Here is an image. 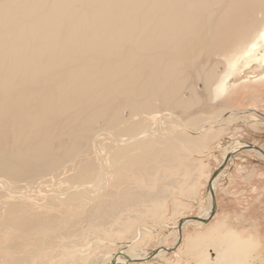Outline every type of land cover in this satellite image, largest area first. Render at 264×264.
<instances>
[{"label": "rangeland", "instance_id": "374dc122", "mask_svg": "<svg viewBox=\"0 0 264 264\" xmlns=\"http://www.w3.org/2000/svg\"><path fill=\"white\" fill-rule=\"evenodd\" d=\"M227 1L218 0L220 4L211 6L212 13L204 16L200 11L189 26L181 28L179 33L172 36L166 30L170 24L172 12L169 4L172 0H165L166 5L152 15L156 24L151 28V35L147 40L154 41L163 60L156 65L148 60L138 63L137 71L128 79L137 85V90L130 98L131 107H126L127 113H140L147 109L171 110L184 121L195 114L202 115L200 127L214 125L217 121L216 125L200 132L198 139L177 141L173 146L164 147L161 142H149L157 137L155 134L146 137L142 141L145 144L137 150L140 160H144L127 170H118L116 175L108 176L109 182L101 188L103 193L98 200L104 205L96 213L93 205L98 201H95L96 197L92 196V192H78L79 184L75 181L82 180L78 172L85 170L81 168V164H75L77 160L73 157L54 167L40 168L38 170L42 174L21 180L8 178L0 173V178H7L20 187L18 189H29L28 193L33 197L46 198L60 191L80 198L90 196L93 201L71 205L73 200L68 198H51L44 200L40 207L28 206L20 201L7 207L0 203V264H22L16 259L26 257L28 252L24 264H67L69 260L70 264H90L91 257L102 252H118L123 245L129 243H132L129 252L136 253L140 250H153L159 246L170 247L177 240L174 239V230L178 221L199 216L207 208L208 182L222 163L232 141L240 140L264 149V119L248 112L251 108L255 109V106H252L253 101L255 97H259L256 100L257 110L254 111L258 115L264 114V65L247 67L248 69L240 72L237 68L233 69L234 71H230L231 77L226 81L224 93L218 98L210 97L216 87L219 71L224 73L230 70L226 64L219 65V71L217 70V63L221 58L213 52L210 43L215 37L214 26L219 11ZM159 2L160 0H16L12 3L11 0H0V19L12 25L26 22L28 28L23 33L25 39L35 38L38 29L43 25L45 37L64 40L61 46L46 49L36 55L34 62L28 56L27 68L34 65L39 68L35 77L25 83L14 77L5 103L2 105L0 101V160L10 158L11 130L17 124L14 99L21 94L22 87L41 89L46 88L47 82H50L54 86L48 89L52 96L60 84L71 80L66 74L76 80L73 83L75 90L92 96L97 107L105 106L102 102L104 96L111 95L115 99L116 106L103 112L94 127L95 133L112 131L110 119H114L115 115L124 110L116 89V83L121 76L109 78L102 72L94 73L92 70L84 73L81 66L89 58L98 62L114 60L122 63L127 50L138 53L139 51L134 50L128 42L119 55L113 57L98 52L76 50L74 43L90 34L88 24L95 17L98 22L115 21L125 18L129 13L128 18L143 24ZM159 12L163 14L160 15ZM143 45L139 44L138 48L141 49ZM197 57H200L206 66L205 75H201L200 80L196 74L198 69L181 63L196 61ZM176 59L179 60L178 64L171 65L170 61ZM96 61L93 62L98 64ZM146 70L156 76L153 78L147 75ZM175 77H187L188 82L173 87L170 81ZM155 78L159 80V84L152 87L145 85ZM218 91L219 89L216 95ZM165 96H170L171 99L166 102ZM149 98H154V103L149 104ZM186 99L191 107L189 112L183 111L182 103ZM195 99L197 101H192ZM82 105L92 108L88 101H84ZM231 110L247 113L238 116V113L230 112ZM215 117L216 120H213ZM226 117L227 120L233 121H224ZM22 122L23 135L26 137L32 134L44 136L31 131L28 122ZM252 124L255 126H251ZM155 126L152 124L147 132ZM176 126L177 131L182 132L178 123ZM153 144L158 146V149L153 147ZM62 145L61 141L56 140L51 151H56ZM82 160L91 161L87 157ZM106 165L107 169H111L108 163ZM95 166L93 170L91 165L88 166L87 173L91 176V181L88 180L87 183L101 187L102 171ZM29 169L34 171L31 167ZM216 176V210L207 222L188 223L184 226L180 242L168 250L165 256L155 255L144 260L131 259L125 263L203 264L205 259L214 261L216 247L219 251H224L231 245L233 254L238 253L242 257L240 262H237L238 256H232L233 259L237 258L235 264H264V158L252 149H240L234 152L233 157ZM8 180L6 181L9 182ZM39 180L43 183H36ZM52 180L59 181L57 185H60L57 188L47 185ZM36 218L46 221L47 224L53 221L50 220L52 218L55 225L40 230V239L36 237L28 240L27 237H20L19 242L23 247L22 251L17 252L15 248L19 243L11 244V237L16 235L18 230L30 229L29 227L36 223L33 220ZM16 226L18 230H13ZM4 229L12 231L4 232ZM139 229L141 233L137 238L135 235ZM91 239L99 243L90 247L88 252H82L84 245L88 247ZM199 242V248L195 249L199 256L198 259L195 256V262L192 256L186 253L187 244L194 243L197 247ZM226 244L230 245L227 247Z\"/></svg>", "mask_w": 264, "mask_h": 264}, {"label": "bare ground", "instance_id": "6f19581e", "mask_svg": "<svg viewBox=\"0 0 264 264\" xmlns=\"http://www.w3.org/2000/svg\"><path fill=\"white\" fill-rule=\"evenodd\" d=\"M15 1L16 0H11L12 3ZM219 4L220 2H218V0H172L169 4L172 14L170 24L166 28L167 32L175 36L180 32L181 28L190 25L197 13L202 11L203 16L212 13L211 6H218ZM165 5V0H160L159 4L146 17V21L143 24H140L136 19L128 18L130 16L129 13L126 14L125 18L115 21L98 22L95 17L88 24L90 34L83 36L80 38L81 41H75L74 43V48L76 50L90 53L98 52L105 56L113 57L119 55L128 42L134 50L137 49L139 51L138 53L130 49L127 50L126 58L122 63L114 60L98 62L93 58H89L81 66V70L84 73L92 70L94 73L102 72L109 78L116 75L121 76V79L116 83V89L124 105V110L115 115L114 119H110L112 131H109L110 133L107 131L95 133L94 127L103 112L112 110L116 106L115 99L111 95L104 96L102 102L105 103V106L97 107L92 96H86L78 90H75L73 83H75L76 80L71 75H65L71 80L60 84L57 91L52 96L48 89L54 86L50 82H47L46 88L41 89L22 87L21 94L14 99V113L16 115L15 120L17 124L11 130L12 150L10 158L7 160H0V173H2V175L8 178L21 180L23 178L42 174V172L38 170L40 168H51L60 164L67 158L73 157L77 160L75 164L77 166L81 164V168L86 171L78 172V176L82 177V180L75 181L76 184H79L77 185L79 188L78 192H92V196L96 197L95 201H98L103 193L101 188L109 182L108 176L110 174L116 175L118 170H127L137 162L140 163L141 160H144H140L137 150L140 149L142 144H145V142L142 141L146 137H149V135L154 136L153 134H155L157 136L149 140V142H161L164 147H167L173 146L177 141L196 139L200 132L216 125L217 121L214 125L210 124L200 127L202 122V115L200 114H195L184 121L180 115L171 112V110L147 109L140 113L134 111L130 113L126 112V107H131L130 98L137 90V85L128 80L137 71V64L148 60L156 65L160 64L163 60V56L158 54V47L154 45V41L147 42V40L151 35V28L156 24L152 15L160 11ZM159 14L162 15L163 12H159ZM199 20H201V18ZM27 28L26 22L24 24L18 23L17 25H12L6 20L0 19V101L2 105L6 101V96L14 77H17L21 83L30 82L35 77L39 68L36 65L27 68L26 61L29 59L28 56H30V60L34 62L36 55L46 49H55L64 42L63 39L45 37L43 25L38 29V34L35 38L27 40L23 36ZM135 30L137 31L133 32ZM214 33L215 37L210 41L211 48L213 52L217 53L221 58L217 63V70L218 66L221 64H226L230 70L224 73L218 70L216 87L214 88V92L210 93L211 99L215 97L218 98L224 93L226 81L231 77L230 71L233 69L235 70V68H237L238 72H240L248 69L247 67L252 66L253 68L254 66L264 65V0H228L226 5L219 11V16L214 26ZM139 44H144L141 49L138 48ZM93 61L98 62V64H95ZM178 62V59L175 61L171 60L170 64L176 65ZM181 63L184 66L198 69L196 70L198 80H200L201 75H205L206 66L201 61L200 57H197L196 61H182ZM146 74L153 78L156 76L149 70H146ZM187 82V77H175L170 81L173 87H179ZM157 84H159L157 78L145 83L146 86L150 87ZM217 89H219V91L216 95ZM170 99V96L164 97V101L166 102ZM84 101L90 102L92 108L84 107L82 105ZM154 101V98H149L148 103L152 104ZM192 101L197 100L195 99ZM182 106L184 107L183 111L189 112L191 110L189 100L187 99L183 101ZM230 112H236L238 116L242 113H247V111L237 110H231ZM248 112L253 113V116L256 115L264 119V114H261L262 116L258 115L252 108ZM25 114L26 117L24 118ZM212 119L216 120V117ZM22 120L29 123V129L31 131L38 132L40 135L44 136L32 134L30 137H26L23 135ZM223 120L226 121L227 117ZM228 121L230 122L233 120H227V122ZM176 123L181 126L182 132L179 133L177 131L178 127ZM152 124L156 126L153 127L150 132H147L151 129L149 127ZM251 126H255V124ZM56 140L61 141L63 145L53 152L51 148ZM243 145H245V142L238 140L232 141L229 150L225 152L224 156ZM153 147L158 149V146L154 144ZM252 150L260 157L264 158V154L258 150ZM85 157L90 158L91 161L83 162L85 160L82 159ZM110 158L112 160H109ZM105 162L110 165L111 169H107L108 165H106ZM89 165H91L92 170L94 169V165H96L95 167L102 171L103 179L101 180V187L93 183H87L89 182L88 180L91 179V176L87 173ZM30 167L33 168L34 171H31L29 169ZM5 179L8 180L7 178H0V203L3 207L18 203L19 201L28 206L34 205L40 207L44 200L51 198H68L69 200H73L71 205L78 204L79 202L86 204L90 201L93 202L90 200V196L80 198L67 195L68 193H62L60 191L46 198L44 196L33 197L28 193L29 189L20 190L18 189L20 187H17L9 180L10 183L7 182ZM216 179L217 176L212 180L213 190H215V183L217 184ZM36 183H43V181L39 180ZM57 183H59V181L52 180L51 183L47 185L57 188L60 185H57ZM71 188L70 186L69 189ZM208 193V206L199 217L205 218L210 214L212 198L209 189ZM103 205V202H96V204L93 205L95 213L98 212ZM189 218L190 217L183 219L184 223L182 224V228L188 223L200 222ZM33 220L36 223L32 224L31 227H29L30 229L25 230L23 228L18 230V226L13 228V230L18 231L16 235L11 237V244L19 243L15 248L17 252L22 251L23 247L19 242V238L21 237L20 233H23V237H27L28 240L33 238L36 239V237L40 239V230L47 228V226L52 227L55 225V220L52 218L50 220L53 221L48 224L42 219L36 218ZM175 227L174 239L177 240L174 241L171 246H175L179 239V235H177V232L179 234L178 224ZM7 231L12 230L4 229V232ZM140 231V229L137 230L135 237L138 238L140 236ZM61 233L63 235V232ZM61 237L63 238V236ZM92 240L93 239H91L88 247L84 245L82 252H88L90 247L99 243V241L96 242ZM194 243H191V247H196ZM200 244V242L197 244V248H199L198 246H200ZM235 244H237V242ZM229 245L230 244H226L227 247ZM131 246L132 243H129L128 245H123L118 252H102L95 257H91L90 261L92 262L90 264H124L131 259H142L147 257L155 250L143 252L140 250L138 253L135 251L129 252ZM158 248L159 250L155 255L163 257L168 253L166 248L159 246L156 249ZM192 250L193 248L189 249L187 244L186 253L188 256L191 255L194 260L196 254L192 252ZM232 250L231 245L229 249L227 248V250L224 251H219L216 247L217 253L214 261L205 259L203 264H235L237 258L233 259L232 256H238L239 261L237 262H240L242 257L238 253L234 255ZM28 254L29 252L26 257L24 256L16 260L24 264ZM78 256H80V254H78ZM196 258L198 259V256H196ZM71 260H73V258ZM67 264H70V260Z\"/></svg>", "mask_w": 264, "mask_h": 264}, {"label": "water", "instance_id": "95a60500", "mask_svg": "<svg viewBox=\"0 0 264 264\" xmlns=\"http://www.w3.org/2000/svg\"><path fill=\"white\" fill-rule=\"evenodd\" d=\"M243 148H245V149H255V150H258L259 152H261L262 154H264V149L261 146H258V145L252 144V143H248V142H245V145H243L242 147L238 148L237 150L231 151V152L227 153L224 156V158L222 160V163L220 164L219 168L214 171V173L212 174V177H211L210 181L208 182V189L211 191V198H212V206H211L210 214L207 217H205V218L199 217V216L195 215L193 217H190L189 219H194V220H198V221H200L202 223H205V222H207L215 214V210H216V200H215V190H213V188H212V180L225 167V165L228 162V160L233 157L234 152H236V151H238L240 149H243ZM183 223H184L183 219H180L179 222H178L179 239H178L177 243H179L180 242V239H181L182 226H183L182 224ZM173 247H175V246L166 247V249L167 250H170ZM158 250H159V248L158 249H155L150 255H148L147 257H144V258H142L140 260L149 259L151 257H154Z\"/></svg>", "mask_w": 264, "mask_h": 264}, {"label": "crops", "instance_id": "0c3cea01", "mask_svg": "<svg viewBox=\"0 0 264 264\" xmlns=\"http://www.w3.org/2000/svg\"><path fill=\"white\" fill-rule=\"evenodd\" d=\"M260 97H262V94H260ZM259 97H255V101H253V103H254V105H252V106H255V109H256V107L258 106V102H256V100L258 99ZM251 106V107H252ZM230 108V107H229ZM231 109V108H230ZM254 109V110H255ZM257 110V109H256ZM238 141H240V140H238ZM20 235H21V237H23V233H20ZM192 246V244L191 243H188V248L189 249H192L193 248V250H192V252H194L196 255L195 256H199L196 252H195V249H197V247H191Z\"/></svg>", "mask_w": 264, "mask_h": 264}]
</instances>
